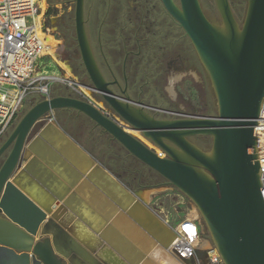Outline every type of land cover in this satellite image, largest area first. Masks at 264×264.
<instances>
[{
	"label": "water",
	"instance_id": "95a60500",
	"mask_svg": "<svg viewBox=\"0 0 264 264\" xmlns=\"http://www.w3.org/2000/svg\"><path fill=\"white\" fill-rule=\"evenodd\" d=\"M160 1L192 45L212 87L216 113L157 118L117 96L108 88L93 56L85 28L84 0H75V38L91 84L114 115L160 153L127 132L100 107L71 92L35 102L0 145V156L7 153L0 165V264H133L102 231L96 232L65 204L90 173L97 174L128 209H135L166 232L163 240L156 239L157 247L166 250L165 242L174 234L112 172L50 119V112L58 109L87 116L130 155L190 199L223 264H264V201L253 135L264 97V0H246L241 24L236 22L229 0H214L218 20L206 14L200 0ZM42 118L48 120L26 142L32 127ZM48 126L53 128L55 138L75 148L88 168L85 173L79 172L82 177L76 185L64 182L71 192L62 199L45 188L47 200L35 202L15 182L19 183L20 172L30 174L26 166L34 155L21 167L20 160ZM193 135L210 136L211 148L203 151L191 143L188 137ZM53 200L56 203L47 214ZM96 212L109 222L105 226L112 225L113 219ZM170 256L176 264H198L197 259L207 264L206 253L201 250L188 259Z\"/></svg>",
	"mask_w": 264,
	"mask_h": 264
},
{
	"label": "rangeland",
	"instance_id": "374dc122",
	"mask_svg": "<svg viewBox=\"0 0 264 264\" xmlns=\"http://www.w3.org/2000/svg\"><path fill=\"white\" fill-rule=\"evenodd\" d=\"M200 2L206 14L211 19L218 20L214 0H200ZM39 3L40 5L43 4L42 23L45 32L54 36L58 41L56 45L57 59L65 67H61L50 55L45 56L42 67L45 69L40 68L39 72L45 70V74L48 75L41 82L47 93L37 89L27 94L12 125L0 135V143L6 140L25 112L35 102L57 94H67L68 92H72L76 96V93L65 82L60 79H49V76L61 77L62 79L70 78L79 83L85 82L79 79L78 71L72 69V65L77 64L74 60L79 61L80 56L74 28L75 0H39ZM229 3L236 22L241 24L245 16L246 0H229ZM135 6H141L145 11L149 9L146 14L154 21L150 22L148 20L142 27H137ZM91 12L93 13L94 25L90 26V31L94 43H96V30L103 22V41L120 43L124 37H137L141 41H149L150 45L148 47L144 46L141 53H144V55L150 54L152 59L146 57L140 61L138 74V85L142 86L144 92L147 90V86L153 84L151 73L156 70V61L161 59L156 55L160 51V45L170 46L174 49L173 55L179 52L183 58L188 59L185 60L187 69L182 71L171 70L162 74V79L154 85L156 88L153 89L155 94L153 102L157 101L160 105L165 104L166 108L181 111L185 115L212 116L216 113V101L212 87L208 77L205 75L204 78L192 45L182 29L175 28L171 21L167 22L166 18L161 17V15L158 16L161 12L160 0H85V24ZM146 25H148V28H145ZM150 37H156L158 41H153ZM173 38H177L178 41H173ZM64 74L67 77H63ZM85 92L89 95L91 102L104 112H110L111 117L127 129V132L139 138L149 148L154 149L156 153H160V150L140 135L138 131L128 127L110 109L105 107L97 96H92L87 90ZM48 118H42L35 123L27 136L26 142L38 133ZM50 119L56 122L104 168L112 172L140 202L145 204L167 225L172 227L180 218L185 216L196 217L197 215L202 230L207 235L200 214L190 199L155 171L151 170L148 174L146 172L147 167L142 162L132 157L117 141L87 116L77 111L68 112L65 109H58L50 112ZM53 135L54 133L50 128H45L42 132V138H36L34 144H31L33 145L31 148L35 149L37 153L30 147L26 148L27 151L36 153L37 157L52 172L45 165L32 158L26 166L32 177L20 172L18 174L19 183L15 182V185L35 202H37L36 200L45 202L48 198V193L38 184L62 199L63 195L67 194L68 189L60 179H63L70 186H74L81 179L79 172L85 173L87 170L86 165L79 160L80 158L77 155H74L69 146ZM25 161L23 158L20 160L21 163ZM144 172H146V176H141V173ZM75 191L77 194H71L65 204L77 216H81L96 232L102 231L101 234L105 238H112L111 240L116 247L133 264H175L157 247L154 241L155 239L163 240L166 237V232L157 227L149 218L139 214L135 209H128L127 204L109 190L97 174L90 173L85 180L79 183ZM114 202L119 207H116L113 204ZM120 209H123L125 213H122ZM96 210L106 216L108 220L113 219L112 225L105 226V221L95 212ZM84 213H86L85 216H82ZM209 243L212 244L210 241ZM144 254H147V257Z\"/></svg>",
	"mask_w": 264,
	"mask_h": 264
},
{
	"label": "built area",
	"instance_id": "2783aa9c",
	"mask_svg": "<svg viewBox=\"0 0 264 264\" xmlns=\"http://www.w3.org/2000/svg\"><path fill=\"white\" fill-rule=\"evenodd\" d=\"M45 35L39 0H0V135L12 125L28 93L37 89L47 93L41 82L48 75L45 70L39 72L46 56ZM61 81L76 93V97L89 102V96L82 91L79 84L88 89L92 96L99 94L92 85L70 78H63ZM104 113L111 117L110 112ZM253 135L256 139L260 194L264 201V97L255 119ZM171 228L176 240L170 252L177 259L195 257L196 251L201 250L206 253L207 264H223L218 252L204 234L197 215L180 218ZM197 262L202 264L198 259Z\"/></svg>",
	"mask_w": 264,
	"mask_h": 264
},
{
	"label": "flooded vegetation",
	"instance_id": "af4514ba",
	"mask_svg": "<svg viewBox=\"0 0 264 264\" xmlns=\"http://www.w3.org/2000/svg\"><path fill=\"white\" fill-rule=\"evenodd\" d=\"M134 11L137 13L136 16L137 27L139 26L142 27L144 24H146V21L148 20L150 22L154 21L153 18L149 17V15L146 14V12H148L149 9H146L145 11L143 10V8H141V6L138 7L135 6ZM160 15L161 17L166 18L167 22L171 21V23L175 25V28H180V26L175 22V20L165 11L162 4H161V12H159L158 16ZM103 23H101L99 28H97L96 30L95 41L97 45L96 43H94V39L92 38V34L90 31V26L94 25L92 12L90 13L89 19L86 21L85 28H86L88 40L90 42V47L93 56L95 58L96 64L98 66V69L100 70L104 79L109 83L108 88H110L117 96L122 97V100H127L133 106L142 107L149 115H152L154 117L157 118L184 117L183 115L185 114L181 113V111L168 109L166 108L165 104L160 105L157 101L153 102L152 100H153V96L155 98L153 89L156 88V86L154 85L157 84V82H159L162 79V74H165L166 72L171 70L182 71L187 69L185 63L188 59L183 58V56L179 52L173 55L174 49L172 47L160 45L159 46L160 51L156 55L157 57H161V59L156 61L155 64L156 70L155 72L151 73V75L153 76V84L147 86V90L144 92L142 86L138 85L139 82L138 74L140 71V61L144 60L146 57L147 58L150 57V54L144 55V53L143 54L141 53V50L144 46L148 47L150 45L149 41H141V39L137 37L134 38L124 37V39L120 41V43H111L108 41H103L102 38ZM145 28H148V25H146ZM150 38H152L153 41H158L156 37H150ZM174 40L178 41L177 38L176 39L173 38V41ZM149 59L152 58L150 57ZM74 61L77 64L72 65L73 71L75 70L78 71L77 75L79 79L85 81L84 82L85 84L92 85L86 73V70L82 64L80 56H79V61L77 60ZM202 72L205 78V72L203 69ZM96 96L103 102V105L105 107L110 109L103 101L100 94H97ZM166 112H168L169 114ZM173 113L175 114L173 115ZM188 116L198 117L196 115H188ZM126 125L131 128V126H129L128 124ZM188 140L194 145H196L198 148L202 149L203 151H208L211 148L210 136L193 135L188 137ZM1 144L2 143H0V145ZM6 154L7 153H4L0 156V165L4 161ZM151 170L152 169L147 167L146 172H148L149 174Z\"/></svg>",
	"mask_w": 264,
	"mask_h": 264
},
{
	"label": "bare ground",
	"instance_id": "6f19581e",
	"mask_svg": "<svg viewBox=\"0 0 264 264\" xmlns=\"http://www.w3.org/2000/svg\"><path fill=\"white\" fill-rule=\"evenodd\" d=\"M42 3H43V1H42ZM41 7L43 8V4L41 5ZM45 37H46V50H45V52H46V55L48 54V55H50L54 60H56L59 64H60V66L61 67H65V65L61 62V61H59L58 59H57V55H56V45L58 44V41L56 40V38L54 37V36H52L51 34H46L45 35ZM63 77H67V75L66 74H64V76ZM49 79H52V80H61L62 78L61 77H56V76H49L48 77ZM93 86V85H92ZM79 87L82 89V91H84V93L86 94V95H88L85 91L87 90L88 91V89H86L82 84H79ZM94 87V86H93ZM96 90V89H95ZM96 92L97 93H99L97 90H96ZM89 93H90V91H89ZM89 96V95H88ZM123 127V126H122ZM47 128H50L52 131H53V133L55 134V132H54V130H53V128H51V126H48ZM125 129V128H124ZM125 130H127V129H125ZM54 136V135H53ZM38 138H41V137H38ZM58 139V138H57ZM59 140V139H58ZM59 141H61V142H63L64 144H67L68 146H69V148L73 151V152H75V154L77 153V151L75 150V148H72L71 147V145L70 144H68L67 142H65V141H63L62 139L61 140H59ZM39 142V141H38ZM34 144V143H33ZM31 146H33V145H31ZM31 146H30V148H31ZM66 146V145H65ZM33 149V148H32ZM33 150H35V149H33ZM34 152H37L36 150L34 151ZM31 156V154L26 150V152H25V155H24V159L26 160H28L29 159V157ZM34 158H36L35 160H37V161H39V159L37 158V157H34ZM69 158V157H68ZM41 161V160H40ZM82 161V160H81ZM83 162V161H82ZM23 163V162H22ZM22 163L20 162V165H19V167H21L22 166ZM43 164H45V163H43ZM54 166V165H53ZM75 166V165H74ZM45 167L46 168H48L49 169V167H47V165L45 164ZM17 169H19V168H17ZM50 170V169H49ZM51 171V170H50ZM73 171V170H72ZM52 172V171H51ZM22 173H24V174H26L28 177H31L27 172H22ZM58 176V175H57ZM49 178V177H48ZM60 181H64L63 179H60ZM69 181V180H68ZM36 183H38V182H36ZM64 183V182H63ZM65 184V183H64ZM39 185V184H38ZM40 186V185H39ZM41 187V186H40ZM42 188V187H41ZM46 193H48L47 192V190L46 189H44V188H42ZM68 189V192H71V187H68L67 188ZM68 192H66V193H68ZM66 194H64L63 195V197L65 196ZM73 195H74V193H73ZM94 196V195H93ZM106 196V195H105ZM62 197V198H63ZM72 199V198H71ZM79 199V198H78ZM83 199V198H82ZM73 202V201H72ZM56 203V201L55 200H53L52 202H50V204L48 205V211H47V214H49V212H51L52 211V205L53 204H55ZM77 203V202H76ZM85 203H86V201H85ZM87 204H89V203H87ZM86 204V205H87ZM82 205V204H81ZM92 207V206H91ZM84 208V207H83ZM93 208V207H92ZM94 210V209H93ZM195 211V210H194ZM81 212H83L82 210H81ZM96 212V211H95ZM193 213H196V212H193ZM85 214L86 213H84V214H82V216L84 215L85 216ZM92 215V214H91ZM87 216V215H86ZM90 216V215H89ZM192 216H189V218H191ZM91 218H92V216H91ZM108 219V218H107ZM143 219V218H142ZM93 220V219H92ZM143 222V221H142ZM108 221H106L105 222V225H108ZM165 223V222H164ZM166 224V223H165ZM167 225V224H166ZM171 230H172V228H171V226H169V225H167ZM105 227V226H104ZM107 231V230H106ZM173 231V230H172ZM104 232V231H103ZM118 232V231H117ZM155 233V232H154ZM171 233V232H170ZM109 234H111V233H109ZM121 234V233H120ZM113 235V234H112ZM104 236V235H103ZM106 237H107V235H105ZM109 237V236H108ZM111 237V236H110ZM110 239V238H109ZM112 239V238H111ZM160 239V238H159ZM175 240H176V235L175 234H172L171 233V239L169 238V240L167 241L166 240V242H165V245H166V250H163L162 248H161V246H159L160 247V249H161V251H163L164 252V254H166L171 260V262L173 261L175 264L177 263L173 258H172V256H170V255H173L171 252H170V248H171V246H172V244L175 242ZM155 241V244H157L158 242L156 241V239L154 240ZM116 242V241H115ZM157 242V243H156ZM129 243V242H128ZM131 245V244H130ZM151 247V246H150ZM144 250V249H143ZM139 251V250H138ZM131 253V252H130ZM166 256V257H167ZM174 256V255H173ZM167 257V258H168ZM175 257V256H174ZM172 264V263H171Z\"/></svg>",
	"mask_w": 264,
	"mask_h": 264
},
{
	"label": "crops",
	"instance_id": "0c3cea01",
	"mask_svg": "<svg viewBox=\"0 0 264 264\" xmlns=\"http://www.w3.org/2000/svg\"><path fill=\"white\" fill-rule=\"evenodd\" d=\"M57 95H59V94H57ZM65 111H68V112H72V111H73V112H74L75 110H66V109H65ZM79 145H80V144H79ZM80 146H81V145H80ZM81 147H82V146H81ZM82 148H83V147H82ZM31 149H32V148H31ZM32 150H33V149H32ZM84 150H85V149H84ZM34 151H35V150H34ZM28 152H29V151H28ZM29 153L31 154V156L34 155V157H37V154H36L37 152H36V153L29 152ZM32 153H33V154H32ZM74 155H77V153L75 154V152H74ZM31 156H30V157H31ZM77 156L79 157V155H77ZM30 157H29V159H30ZM37 158H38V157H37ZM79 158H80V157H79ZM34 159H36V158H34ZM38 159H39V158H38ZM26 160H27V159H26ZM79 160H80V161L82 160L83 163H84L85 165H87V163H86L82 158H80ZM39 162L42 163V165H45V164H43V161H42V160L40 161V159H39ZM24 163H25V162H23L22 165H23ZM87 168H88V167H87ZM29 175H30V174H29ZM31 177H32V176H31ZM81 177H82V175H81ZM81 177H80V178H81ZM35 181H36V180H35ZM63 182H64V181H63ZM39 185H40V184H39ZM40 186H41V185H40ZM41 187H42V186H41ZM42 188H44V187H42ZM44 189H45V188H44ZM106 239H107L112 245H114V246L116 247V245L114 244V242H113L111 239H109V238H106ZM116 248H117V247H116ZM117 249H118V248H117ZM119 251L122 253L121 250H119ZM146 255H147V254H144L145 257H146Z\"/></svg>",
	"mask_w": 264,
	"mask_h": 264
},
{
	"label": "trees",
	"instance_id": "16d2710c",
	"mask_svg": "<svg viewBox=\"0 0 264 264\" xmlns=\"http://www.w3.org/2000/svg\"><path fill=\"white\" fill-rule=\"evenodd\" d=\"M141 176H146V172L141 173ZM206 236L208 237V234Z\"/></svg>",
	"mask_w": 264,
	"mask_h": 264
}]
</instances>
